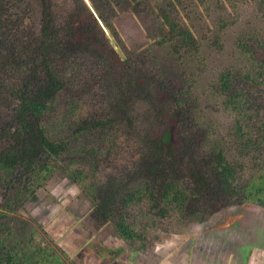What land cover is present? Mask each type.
I'll return each instance as SVG.
<instances>
[{"label":"rangeland","instance_id":"374dc122","mask_svg":"<svg viewBox=\"0 0 264 264\" xmlns=\"http://www.w3.org/2000/svg\"><path fill=\"white\" fill-rule=\"evenodd\" d=\"M89 1L119 47L122 60L127 55L130 57L131 71L144 87L143 91L132 90L134 96L125 106L130 119L105 131L73 133L67 127L72 117L64 110L65 116L60 118V127L54 133L68 138L71 148L78 152L95 146L105 151L100 157L103 162L97 167L98 174L92 175L93 179L83 189L87 192L98 186L91 183L101 176L104 180L116 177L126 181V176H132L152 155L151 143L160 136L171 114L168 101L155 96L166 93L158 80L166 85L167 78L171 79L167 87L173 84L177 92L183 86L189 87L193 113L200 122L211 126L212 142H224L234 117L224 109L215 82L225 69L233 68L241 73L249 70L250 65L240 55L236 43L242 37L264 38L260 0ZM172 1L175 5L168 9ZM161 8H167L190 27L199 46L196 57L178 61L167 44H158ZM49 20L53 25L51 42L59 46L52 55L54 62L72 83L74 92L87 97L83 103L76 102L77 109L92 111L94 118L108 115L112 119L116 115L117 111L108 110L107 104L118 99L121 84L101 80L105 69L101 58L109 59L105 45L113 46L100 31L84 0H1L2 133L12 119L16 104L13 94L19 93L34 77L37 45ZM83 33L89 36L88 43L83 37V43L64 48L70 38L77 39ZM99 49L105 50V56ZM65 61L73 63L74 69L67 68ZM149 92L156 98L149 97ZM66 100L63 97V106ZM184 131L179 128L176 143L182 148L189 145L191 155L203 158L200 151L203 132ZM4 145L6 142L0 140V148ZM95 165H89L88 171ZM1 185L0 207L13 193ZM84 190L59 173L45 182L34 197L17 198L5 219L12 231L11 239L31 237L36 243L58 249V254L63 251L68 260L62 259L67 264H243L255 249L264 258V210L255 206H230L213 213L201 224L177 213L159 219L147 213L146 208L133 211L127 222L146 239L143 248L135 249L119 238L113 222L104 223L92 215V204Z\"/></svg>","mask_w":264,"mask_h":264},{"label":"trees","instance_id":"16d2710c","mask_svg":"<svg viewBox=\"0 0 264 264\" xmlns=\"http://www.w3.org/2000/svg\"><path fill=\"white\" fill-rule=\"evenodd\" d=\"M173 2L168 9L173 8ZM167 8L158 13L161 20L158 44H167L178 61L196 57L199 46L194 33ZM259 8L264 11V0H260ZM52 27L51 20L44 25L37 45L36 67L32 68L34 77L19 93L13 94L16 104L12 119L4 132L0 131V140L6 142L0 148V183L13 191L0 207V264H67L62 259L68 258L63 251L58 254V249L36 243L31 237L11 239L12 231L5 220L10 216L7 212L12 211L17 198L34 197L55 174H64L82 190L93 179L92 175L98 174L97 167L103 162L100 157L105 151L95 146L78 152L71 148L68 138L54 133L60 127V118L65 116L64 110L72 117L67 127L73 133L105 131L130 119L125 106L134 96L132 90L143 91L144 87L131 71L130 57L122 60L114 48L105 45L110 60L104 58L110 63L101 58L105 65L101 80L120 83L122 87L118 99L107 104L108 110L117 111L116 115L112 119L108 115L94 118L92 111L77 109L76 102L83 103L87 97L74 92L72 83L54 62L52 55L59 46L51 42ZM99 28L104 33L100 25ZM83 37L88 43L89 36L83 33L77 39L70 38L64 48L81 43ZM236 47L250 68L244 73L225 69L215 82L224 109L234 117L224 142H212L211 126L200 122L193 113L189 87L183 86L178 92L172 83L167 87L172 80L164 73L166 85L159 80L157 83L166 93L155 96L168 101L171 114L160 136L151 143L152 155L132 176H126V181L116 177L104 180L101 176L91 183L98 186L84 190L92 204V215L104 223L113 222L119 238L130 247L141 249L146 244L143 235L127 222L133 211L146 208L147 213L159 219L177 213L201 224L213 213L230 206L252 205L264 210V38H238ZM64 63L67 68L75 67L73 63ZM148 96L156 98L151 92ZM63 97H67L66 106L62 105ZM179 128L185 133L203 132L200 141L203 158L191 155L189 145L182 148L176 143ZM193 139L196 141V136ZM68 159L70 162L66 163ZM94 163V169L88 171V166Z\"/></svg>","mask_w":264,"mask_h":264},{"label":"water","instance_id":"95a60500","mask_svg":"<svg viewBox=\"0 0 264 264\" xmlns=\"http://www.w3.org/2000/svg\"><path fill=\"white\" fill-rule=\"evenodd\" d=\"M84 2L87 4V6L89 7L90 11L93 13V15L95 16V18L97 19L99 25L101 26V28L104 31V33L107 36V38L109 39V41L112 44L114 50L119 54V56L121 58H123V55H122L119 47L115 43L114 39L112 38L111 34L109 33V31L106 28V26L104 25V23L101 21L100 17L98 16L97 12L95 11V9L93 8V6L91 5L90 1L89 0H84Z\"/></svg>","mask_w":264,"mask_h":264},{"label":"crops","instance_id":"0c3cea01","mask_svg":"<svg viewBox=\"0 0 264 264\" xmlns=\"http://www.w3.org/2000/svg\"><path fill=\"white\" fill-rule=\"evenodd\" d=\"M243 264H264V258H261V252L258 250L250 251L248 260L244 262Z\"/></svg>","mask_w":264,"mask_h":264}]
</instances>
